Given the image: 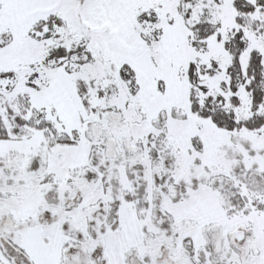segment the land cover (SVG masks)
Wrapping results in <instances>:
<instances>
[{
    "label": "snow or ice",
    "instance_id": "6c2138e0",
    "mask_svg": "<svg viewBox=\"0 0 264 264\" xmlns=\"http://www.w3.org/2000/svg\"><path fill=\"white\" fill-rule=\"evenodd\" d=\"M0 264H264V0H0Z\"/></svg>",
    "mask_w": 264,
    "mask_h": 264
}]
</instances>
